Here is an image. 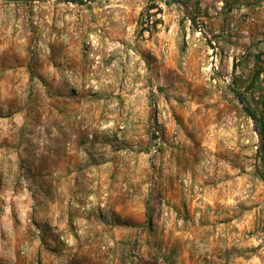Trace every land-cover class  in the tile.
I'll list each match as a JSON object with an SVG mask.
<instances>
[{
    "label": "rangeland",
    "instance_id": "374dc122",
    "mask_svg": "<svg viewBox=\"0 0 264 264\" xmlns=\"http://www.w3.org/2000/svg\"><path fill=\"white\" fill-rule=\"evenodd\" d=\"M183 1L0 0V264H264V0Z\"/></svg>",
    "mask_w": 264,
    "mask_h": 264
},
{
    "label": "water",
    "instance_id": "95a60500",
    "mask_svg": "<svg viewBox=\"0 0 264 264\" xmlns=\"http://www.w3.org/2000/svg\"><path fill=\"white\" fill-rule=\"evenodd\" d=\"M11 1H31V2H33V1H44V0H11ZM53 1H65V2H71V3L76 2L78 4H85L87 2L94 1V0H80V1H76V0H53ZM171 1L179 4L182 7V9H183L187 19L190 21V23L194 26V28H196L198 31H200V33H202L204 35L205 40H206L207 44L209 45V47L214 49V44L212 43V41L208 37V35L205 33V31L202 28H200L199 24L196 22V19L194 18L193 14L190 11V9L188 8L187 4L183 0H171ZM213 69L218 73V75L220 77L223 78L224 81H226V79L222 76V74L216 70V67H213ZM230 91H232V93L236 96L238 103L240 104L242 110L252 120L255 131H256L257 135L259 136V146L256 149V159H258L259 151H260V148L262 146V138L260 135V131L256 128V126L254 124L253 116H252L249 108L247 107L246 103L244 102V100L236 93V91L234 89L230 88Z\"/></svg>",
    "mask_w": 264,
    "mask_h": 264
},
{
    "label": "trees",
    "instance_id": "16d2710c",
    "mask_svg": "<svg viewBox=\"0 0 264 264\" xmlns=\"http://www.w3.org/2000/svg\"><path fill=\"white\" fill-rule=\"evenodd\" d=\"M252 114V113H251ZM253 116V115H252ZM254 117V116H253ZM255 118V117H254Z\"/></svg>",
    "mask_w": 264,
    "mask_h": 264
}]
</instances>
